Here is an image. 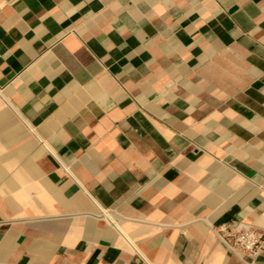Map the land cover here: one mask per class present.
<instances>
[{
  "label": "crops",
  "instance_id": "obj_1",
  "mask_svg": "<svg viewBox=\"0 0 264 264\" xmlns=\"http://www.w3.org/2000/svg\"><path fill=\"white\" fill-rule=\"evenodd\" d=\"M264 0H0V264H264Z\"/></svg>",
  "mask_w": 264,
  "mask_h": 264
},
{
  "label": "built area",
  "instance_id": "obj_2",
  "mask_svg": "<svg viewBox=\"0 0 264 264\" xmlns=\"http://www.w3.org/2000/svg\"><path fill=\"white\" fill-rule=\"evenodd\" d=\"M218 236L232 250L255 257L264 251V230L230 222L217 228Z\"/></svg>",
  "mask_w": 264,
  "mask_h": 264
}]
</instances>
